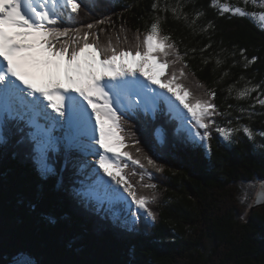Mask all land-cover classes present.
Listing matches in <instances>:
<instances>
[{
    "label": "trees",
    "instance_id": "trees-1",
    "mask_svg": "<svg viewBox=\"0 0 264 264\" xmlns=\"http://www.w3.org/2000/svg\"><path fill=\"white\" fill-rule=\"evenodd\" d=\"M99 1L95 20L105 16L111 20L98 25L103 32H94L107 44L110 33L120 34L116 42L110 39L112 44L124 45L127 39L132 44L131 33L139 30L143 37L160 17L161 33L176 43L175 49L183 57L180 63L187 64L192 80L205 88L206 100L208 92H215L210 100L221 115L210 118L214 124L206 146L190 154L181 143H171V131L176 127L172 124H159L167 131L165 145L153 141L151 133L157 124H144L145 130L136 136L127 134L134 130L120 127L124 138L119 142L124 147L116 152L120 175L134 186L137 195L156 197L147 204L156 215L155 222L146 225L141 220L136 234L125 232L111 217H102L104 230L95 236L63 202V183L58 186L56 176L38 174L28 147L16 140L0 145V264L21 259L31 264H264V203L250 208L249 199L255 200L256 194L249 196L250 186L241 184L254 178L264 180V148L255 147L264 144V137L255 135L264 132V105L258 102L264 100V31L258 27L262 22L258 17L253 22L230 13L219 14V6L244 7L240 0H217L215 8L209 7L210 0ZM153 3L157 4L155 11ZM247 10L259 12L260 8L249 4ZM85 11L88 14L82 22L87 25L91 11ZM197 12L202 15L193 25ZM209 22L212 27L202 31ZM135 48L125 49L134 52ZM165 51L170 64L172 53ZM244 57L257 59L245 68ZM255 85L260 87L238 98L239 91ZM216 125L239 131L225 141ZM242 125L253 131L254 140L248 139ZM114 142L119 145L112 139V147ZM124 152L130 158L121 155ZM146 157L163 170L149 165ZM133 160L139 163L133 164ZM148 184L156 187H144Z\"/></svg>",
    "mask_w": 264,
    "mask_h": 264
},
{
    "label": "snow or ice",
    "instance_id": "snow-or-ice-1",
    "mask_svg": "<svg viewBox=\"0 0 264 264\" xmlns=\"http://www.w3.org/2000/svg\"><path fill=\"white\" fill-rule=\"evenodd\" d=\"M240 3L244 7L239 4L224 5L218 7V12L221 15L230 13L253 22L258 17L262 22L258 27L264 31V0H240ZM249 4L253 9L259 7L260 11L249 12ZM95 6L96 0H0V145H6L12 136H16L17 144L30 145L29 158L43 178L59 175L53 157L59 155L63 148L65 155L60 172L71 166L75 169V175L83 177L74 181V184L80 185L79 188H73L74 197L84 206L94 204L95 211H103L125 232L136 234L140 231L138 225L141 220L146 225L149 221L155 222L156 215L148 209L147 204L156 197L154 194L150 198L137 195L134 186L124 175H120L122 169L119 164L107 156L112 149L106 139H114L118 144L123 139L118 134L121 131L118 121L121 117L134 114L136 110L155 119L157 104L163 101L170 121L176 122L174 138L185 146L195 147L206 146L204 142L210 139L208 129L214 124L208 117L221 113L209 102L215 97L213 91L206 94L208 100L198 97L189 99L191 92L182 83H178L186 77L183 68L187 64L183 65L179 74L174 70L165 76L164 69L169 67V62H159L158 56L168 55L165 49H169L175 55L171 63L181 62L183 57L176 52L174 44L167 43L170 37L161 35L160 17H156L148 26L142 42L137 30L134 52L132 49L114 47L110 39L105 47H101L98 33L91 30L109 23L110 17L73 27L75 15L81 8L91 11ZM217 6V0H210L209 7ZM152 8L155 11L157 4L153 3ZM162 10L167 11V8ZM172 12L179 19L176 8ZM201 15L200 12L196 13L193 25ZM184 19L187 21L186 15ZM209 27H212L211 22L201 30L206 31ZM84 28L88 31H84ZM98 31L103 32L104 29ZM123 31L125 29L122 27ZM70 33L74 35L70 37ZM90 36L93 37L91 40ZM61 38L68 39L61 41ZM240 54L244 56L243 49ZM244 59V67L247 68L257 57ZM216 62L218 65L221 63L220 60ZM146 64L159 71L150 74L151 68L145 71ZM137 72L150 84L165 89L171 96L145 84L137 77ZM161 76L165 78L161 80ZM259 87H245L238 92V98L245 97ZM258 102L264 105V100ZM241 127L248 139L254 140L253 131L248 126ZM202 129L203 132L200 131ZM215 130L225 141H230L232 133L239 131L219 125L215 126ZM56 132L61 135H55ZM151 135L156 144L165 145L168 142L167 131L163 126H156ZM255 135L264 137V132ZM96 145L104 152L101 153ZM119 146L124 147L123 144ZM255 147L264 148V144H255ZM72 148L79 149L85 157L93 156L95 159L92 164L79 157H70L68 150ZM121 155L130 158L127 152ZM146 159L157 171L163 170V166L157 165L152 158ZM132 163L139 162L133 160ZM100 171L110 180H105ZM257 182L254 178L252 181H241V184L251 186ZM62 183L61 176L57 184L60 186ZM259 183L264 190V181ZM144 187L156 186L148 184ZM15 264L31 262L21 259Z\"/></svg>",
    "mask_w": 264,
    "mask_h": 264
},
{
    "label": "rangeland",
    "instance_id": "rangeland-1",
    "mask_svg": "<svg viewBox=\"0 0 264 264\" xmlns=\"http://www.w3.org/2000/svg\"><path fill=\"white\" fill-rule=\"evenodd\" d=\"M93 10H94V8H93ZM93 10L91 11V15H90V21H89V23H94L93 22V20L94 21H96L95 20V17L97 16V13L94 11L93 12ZM100 10L102 11L103 9L102 8H100ZM94 14H96V15H94ZM104 14H105V12L103 13V16H104ZM105 17H107V16H105ZM92 20V21H91ZM88 24V23H87ZM77 25H78V27H81V26H84V25H86V22H82V23H80V21L78 22V24H76V23H73V27H77ZM85 29V28H84ZM96 29H99V26H97V28H95V29H93V30H91V31H95ZM86 30V29H85ZM86 31H88V30H86ZM132 35H131V40H133L134 42L132 43V44H129L128 43V39L127 40H125V41H123V43H124V46L123 45H120V46H118V45H114V43L117 41V38H118V36L120 35L119 33H117V34H111L110 33V39H113V38H115V39H113V41H115V42H113V46L114 47H118V49H120V48H122V47H124V48H126V47H132V46H136L137 45V40H136V33L134 34V33H131ZM134 35V36H133ZM161 35H163L162 33H161ZM106 36H108V35H106ZM126 37V35L124 36V38ZM103 37H101V38H98V41L99 40H102V47H105L106 45H107V43L104 41V39H102ZM64 39H67V38H61V41H63ZM89 39H92L91 37H89ZM142 40H143V37H142V34H140V41L142 42ZM167 43H169V44H174L175 45V47H176V43L174 42V41H172L171 39H169L168 41H167ZM165 50H167V49H165ZM169 50V49H168ZM169 51H171V50H169ZM177 52V51H176ZM163 58H164V60H167L168 58L167 57H163V56H158V61L160 62V60H163ZM171 59L172 60H170V64H169V75H170V71H177V74H179V70L183 67V64L182 63H180V62H177V63H171L172 61H174L175 60V55H173L172 54V56H171ZM148 68V67H147ZM147 68H145V71H147ZM155 68V67H154ZM168 69H164V73H165V76H167L166 75V71L168 70ZM159 70L157 69V72H158ZM183 71L186 73V77H184V78H181L179 81H178V83H182L185 87H187V85L190 87V88H188V90L191 92V97H189V99H191L192 97H198V98H201V99H204V100H206V96L203 94L204 93V89L205 88H203V87H200V85H198L196 82H194V80H192V76H191V74H188V71H187V68H183ZM137 75V74H136ZM140 75H138L137 77H139ZM165 76H161L160 77V79L161 80H163L164 78H165ZM142 77V76H141ZM129 78H131V77H129ZM153 89H155V88H153ZM157 92H164V94L165 95H168V96H171V94L170 93H167V91L165 90V89H160L159 87L157 88ZM173 100H175V98L174 97H171ZM208 99H209V97H208ZM210 103H212L211 102V100L209 101ZM158 103H164L163 101H159ZM177 104H178V102H176ZM213 104V103H212ZM86 105V104H85ZM181 108H182V106H181ZM89 112H91V110H88ZM211 111V110H210ZM189 119H191V117L189 116L188 117ZM211 117H208V119H210ZM92 120H94V117H93V119ZM146 120V117L144 116L143 117V119H142V121H141V123H140V125H139V128H138V132H139V134H141V131L140 130H142L141 129V126L142 125H144V124H147V122L145 121ZM95 123V122H94ZM170 124H172V125H174V126H176V122L175 121H171V123ZM148 126V125H147ZM204 130L202 129L201 130V132H203ZM208 131H210V129H208ZM57 134H55V135H61V133L60 132H56ZM97 137H98V133H97ZM96 137V138H97ZM171 137H172V141H174V142H178L175 138H174V136H173V131H171ZM16 140V138H15V136H12L10 139H9V142L6 144V145H11L12 144V142L13 141H15ZM106 143L111 147V151L110 152H108V153H111V154H114V147H112L111 146V140H107L106 139ZM179 143V142H178ZM185 146V145H184ZM185 148L186 149H184V152H187L190 148H189V146H185ZM77 149V148H76ZM78 151L77 152H79V153H75V154H73V153H68L69 155H70V157H73V158H76V157H79V154L81 153L80 151H79V149H77ZM81 154H83V153H81ZM84 155V154H83ZM80 158H82V157H80ZM84 159V158H83ZM82 160V159H81ZM88 160L89 161H91V160H93V158L92 157H90V156H88ZM83 161V160H82ZM55 167H56V169H57V173L59 174L58 176H56V178L57 179H59V177H61L62 176V179L65 177L64 176V172L66 171V170H64L62 173L60 172V168H61V165H55ZM100 175L101 176H103V178L105 179V177L106 176H104V174H103V172L102 171H100ZM106 180V179H105ZM62 192H63V195H64V197L63 198H65L66 200H68L69 198H68V196H69V192H68V190H62ZM249 196H252V194L253 193H255L256 194V198H255V200H253V198H250L249 199V202H248V206L249 205H253L252 206V208L254 207V209H256L257 207H259L258 205H259V203L258 202H261L262 201V196H264V190L262 191V189H261V185H260V183H259V181L257 182V183H254V184H252L251 186H250V190H249ZM145 197H150V196H148L147 195V193H145V195H144ZM158 197V196H157ZM62 198V200H63V202L65 203V205L67 204L66 202V200H64ZM253 200V201H252ZM94 207H95V205L93 204L92 206H91V209H89L85 214H82L81 212H78L77 211V213L75 214L76 215V217H78L79 219H81L82 221H83V223L86 225V226H88L89 228H92L93 226H97V228L99 229V230H104L103 229V226H102V222H101V218H102V216H101V213H100V215H99V213L97 212V211H95L94 210ZM251 208V207H250ZM81 211V210H80ZM98 231V230H97ZM26 260V259H25Z\"/></svg>",
    "mask_w": 264,
    "mask_h": 264
},
{
    "label": "clouds",
    "instance_id": "clouds-1",
    "mask_svg": "<svg viewBox=\"0 0 264 264\" xmlns=\"http://www.w3.org/2000/svg\"><path fill=\"white\" fill-rule=\"evenodd\" d=\"M201 147L204 148L205 146H201ZM263 181H264V180H263ZM71 200H72V199H68L67 202H66V203L68 204L69 207H71V205H70V204L72 203ZM80 209H82V208H80ZM82 210H83V209H82ZM102 226H104L103 223H102ZM95 227L97 228V226H93V227L90 228V229H91V231L93 232V234L96 236L97 233H98L100 230H99V229H98V231H97V230H92V229L95 228Z\"/></svg>",
    "mask_w": 264,
    "mask_h": 264
},
{
    "label": "bare ground",
    "instance_id": "bare-ground-1",
    "mask_svg": "<svg viewBox=\"0 0 264 264\" xmlns=\"http://www.w3.org/2000/svg\"><path fill=\"white\" fill-rule=\"evenodd\" d=\"M124 46V45H123ZM120 49H124V50H126L124 47H122V48H120ZM160 56H163V57H167L168 59L167 60H164V58H163V60H160L161 61V63H163V62H166V61H169V57H168V55H160ZM169 68V67H168ZM159 70V69H158ZM38 82V81H37ZM21 145H25L26 147H28V148H30V145H28V144H21ZM197 146H200V145H197ZM64 176H66V175H64Z\"/></svg>",
    "mask_w": 264,
    "mask_h": 264
},
{
    "label": "water",
    "instance_id": "water-1",
    "mask_svg": "<svg viewBox=\"0 0 264 264\" xmlns=\"http://www.w3.org/2000/svg\"><path fill=\"white\" fill-rule=\"evenodd\" d=\"M263 191V190H262ZM259 203V205L258 206H262L263 205V203H264V196H262V201L261 202H258Z\"/></svg>",
    "mask_w": 264,
    "mask_h": 264
}]
</instances>
